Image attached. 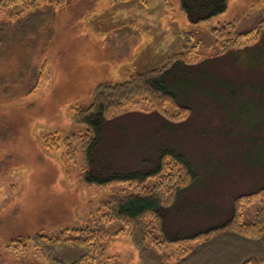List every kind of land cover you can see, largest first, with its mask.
Here are the masks:
<instances>
[{
  "label": "rangeland",
  "instance_id": "obj_1",
  "mask_svg": "<svg viewBox=\"0 0 264 264\" xmlns=\"http://www.w3.org/2000/svg\"><path fill=\"white\" fill-rule=\"evenodd\" d=\"M31 12L36 15L15 27ZM4 21L16 30L0 29V264H50L33 238L78 226L103 235L105 256L97 264H148L130 224L104 218L108 198L134 193L144 183L83 180L87 131L74 111L91 105L101 85L161 67L175 53L194 62L173 80L193 110L189 119L167 126L158 115H146L149 99L136 97L123 111L142 113L105 128L98 161L139 169L164 147L191 160L198 182L169 211L173 233L221 221L236 195L264 186V31L255 44L226 51V36L214 33L224 25L238 38L264 25V0H229L224 13L196 24L180 0H16L0 8ZM166 108L175 117L188 115L169 103ZM71 135L77 137L75 162L68 154ZM262 200L243 204L246 222ZM18 240L22 249L15 251ZM177 247H161L172 264Z\"/></svg>",
  "mask_w": 264,
  "mask_h": 264
},
{
  "label": "trees",
  "instance_id": "obj_2",
  "mask_svg": "<svg viewBox=\"0 0 264 264\" xmlns=\"http://www.w3.org/2000/svg\"><path fill=\"white\" fill-rule=\"evenodd\" d=\"M15 2L0 0V8L5 9ZM63 5L61 3L60 7ZM180 6L188 21L196 24L224 13L229 0H180ZM35 11L42 13L39 8ZM34 12L19 18L15 27L25 23L26 17L36 15ZM9 28L16 30L8 22H0L1 30ZM226 28L220 25L214 30L219 37L226 36L222 51L232 47H249L259 40L264 31V25H261L256 30L232 38ZM192 63L183 57V53H175L161 67L135 73L122 83L101 85L91 105L75 109V121L87 131L81 142L85 158L83 180L100 186L144 183L145 186L142 185L134 193L108 198L104 205L109 212L104 218L106 216L107 221L125 219L130 224L133 243L139 249L142 260L148 264H172V255L161 250L162 244H178L174 254L178 258L174 264H264V186L236 195L230 212L221 221L208 226H195L190 232L173 233L168 227L169 211L179 201L182 192L198 182L199 173L191 160L170 147H164L151 165L139 169H117L112 162L102 164L98 161L97 148L103 139V131L117 119L139 111H123L124 105L136 97L149 99L151 109L146 115H158L167 126L189 119L193 110L182 96L176 94L173 80L177 73L181 74ZM168 103L188 115L175 117L176 114L166 108ZM76 140L75 135L67 140L69 159L74 162ZM155 178L152 186L145 184L147 180L154 181ZM256 196L263 197L261 206L253 220L246 222L243 204L251 202ZM33 239L39 253L50 264H97L105 256L103 235L88 226L75 227L57 237L37 235ZM20 243L19 240L17 244L12 243L15 251L22 249Z\"/></svg>",
  "mask_w": 264,
  "mask_h": 264
}]
</instances>
